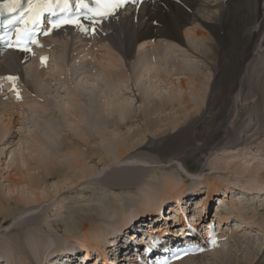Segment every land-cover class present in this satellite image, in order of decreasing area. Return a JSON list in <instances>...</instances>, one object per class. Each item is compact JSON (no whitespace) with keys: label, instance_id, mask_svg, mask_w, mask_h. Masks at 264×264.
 Wrapping results in <instances>:
<instances>
[{"label":"bare ground","instance_id":"6f19581e","mask_svg":"<svg viewBox=\"0 0 264 264\" xmlns=\"http://www.w3.org/2000/svg\"><path fill=\"white\" fill-rule=\"evenodd\" d=\"M259 1L262 0H137V3L135 4L132 3L125 10L119 11L116 17L106 20L100 25H98L96 27V31L92 34H90L89 32L80 33L79 32L80 30H78L77 28H73L72 30L68 28H60L58 30L53 31L50 36L43 38L41 44L44 45V47L42 46L34 47L33 52L37 54V59H36L37 65L35 67L33 66L32 63H30L29 65L25 64L29 57L26 54H19L16 52L15 53L6 52L4 53V55H1L0 60L1 59L2 60L0 62V77H1L0 83L1 85L3 83L4 86L1 91L0 98L6 96L7 94L10 95L12 97V104L5 103L6 101L2 102V104H9V105H2L0 103V105H2V107L0 106V116L2 115L4 118L2 121H0V147L1 146L5 147L7 145L6 143H8V145L14 144V139L16 136L14 134L13 129L16 128V124H17V121L14 120V116L19 115V112H17L18 110H14V109L16 107L20 108L18 104L15 105L16 103L15 99L17 94L15 93V91H13L10 88L12 86L11 83H9L8 81L2 78L7 76L19 77V79L22 80V83H25L26 89L29 88L27 90H30L31 89L30 80H32V78H36L38 74L40 75V77L43 76L44 74H42V70L46 68L45 66L43 67L42 65H40L38 57L46 53H49L50 55L54 43H59V41L60 43L61 41L63 42L60 36L58 37V39L53 38L61 33L65 34L63 35L64 37L68 36L70 40L75 39V35L77 34L79 38H81V41H83L82 44V46L84 47V51H82L83 54L84 53L87 54L88 52L93 51L102 43H105L107 46L110 47V51H113L109 53L110 57L108 58L110 59L112 58V59L107 60V64H106L107 68L103 73L104 75L102 74L103 76L99 77L101 78V80H99L98 77H97L98 79L93 77L90 80L91 84L85 85V83H83L84 85H81V87L83 88V89L80 88L82 93H80V91L79 92L76 91L78 88L74 89V91L72 92L73 95H78V96H82L83 94L82 97L87 100L86 101L84 99V101H86V107H84L85 112L92 111L91 107L94 108L95 101H98L99 98L100 101L102 100L100 95H102L103 97L102 100L103 107L105 106L113 107V105L115 107L116 105L117 106L116 109L117 108L119 109V110L117 109L119 113L124 112V109L121 110V108L126 106V99H123L118 96L119 95L117 94L118 87L116 85H118V83L120 82L119 80L122 77H125V79L127 77L124 74V71H122V69L120 68L121 66L117 64L115 65L117 60L114 61L115 63L113 62L114 58L118 59V55L122 57L125 65L128 64L132 58H134L135 61L134 64L136 65V67L138 68L141 66V71L143 70L144 72V73L140 72L138 74V76H141L143 79H146L152 73L151 76L152 78L157 80L156 83L157 82L161 83L160 81L161 79H163V74L164 76L165 74H167L166 71L164 70H169V68L171 69L172 67L171 71H173V68L175 67L177 70L174 71L180 74H183V72L186 71L185 76H183V78L184 79L186 78L187 82L186 80L184 81V79H182L179 81L180 83H178L180 84L181 88L185 87L184 85L185 83L186 84L190 83L193 87L190 90L191 92L190 96L189 93L185 94L187 97L186 98L183 97V99L179 101L177 105L176 104L174 105L173 103L160 104L159 101L150 100L153 103L151 109H149L147 112H143V113L140 112V114L138 113L139 116L137 115L138 121L142 124L141 129L139 127V130L133 129V131H127L123 133V135L118 136V140L115 142L111 140L110 143L107 144L106 148H104V152H105L104 154L101 153V151L94 149V147L89 148L88 149L89 152L85 153L84 152L85 150L83 151L81 149V145L83 143H84L83 145H90V143L92 142L91 137L93 132H98L96 133L97 136L103 139L104 136L106 135L108 136L111 134L113 136L114 132L118 133L119 132L118 130L121 129L122 126L119 123L118 124L114 123L115 121L107 118L106 116H103L102 118L99 117L98 119H96L97 114L96 115L94 114L96 116L94 118L92 115H90L89 117L85 116L84 112L80 113V116L79 114L77 115L76 114L77 112L75 113V111L72 108L74 107V105H76L75 104L76 102L75 100L71 101L70 99L65 101L66 104L65 106H67L65 110L67 113H70L72 116L73 119V123H71L73 124L72 126H74L76 122L77 125L78 123L81 124L83 123L85 126L83 127L80 125L81 127H79V125L78 126L76 125L78 128L83 127L82 128L83 131H81V133L79 134L77 133L76 135L77 139L76 136L74 139H71L69 137L67 138L66 135L60 136L59 133L60 126L58 127V125L56 126V124H54V126H50L49 122H46L44 125L34 123L32 125L33 128L31 132L26 136L28 137L29 140L32 141L31 148L27 146L25 150V145H23L24 147L21 148L24 149V151H22V149L20 151L19 149L18 153H14L15 149L10 150L9 148H12V146L7 147L8 146L7 145L6 146L7 149L5 151L9 155V158L7 162H5V166H4V169L6 171L4 172L3 175L0 172V177L4 180L3 183H6V185H2L0 183V215H5V217L12 216L13 217L12 219L18 218L21 221L28 220L26 223L21 224L20 226L17 225L16 228L12 230L15 233L12 234V236L10 235L11 237L8 238V241L13 246L14 244L18 245V247L15 246L14 249L12 248V246L10 247L6 245V247L8 246L9 248L10 256L14 259L12 264H40L41 259H39V255L41 254H47V257L49 255V259L48 258L43 259V260L48 259L46 261L47 262L46 264H48L50 260L55 259L57 256H59L60 253L64 254L67 252H72V250H75V252H77L78 249H81L82 251L85 252L94 251L99 256H105L109 252L108 247H106V243L110 235L111 238H114L117 236V234L124 233V230L128 231L132 228V230L135 231V227H133V224H130L133 220H135L136 218H144V217L148 218L152 216V214H156L155 216L158 217L157 214L161 210L160 208L166 204L170 205V203L173 200L177 202L174 208L178 209V205L185 198V197L182 198L180 195L186 194L185 191H188L195 187L194 190L197 193L195 192L192 193L190 197L194 196L195 198L199 197L201 199L199 205L197 204V208H195L196 210L199 209V211L196 212V214L193 213V215H197L198 213L206 212L207 209H209V206L213 201V196H217L218 193L233 194L231 190L238 189L236 187V188H232L231 190L229 188L223 190L221 188V185L216 181V179H214L213 177L209 178L208 176L204 179L205 185L206 186L208 185L206 188L203 186V184L199 183V185L197 186L192 185L190 186V189H187V187L189 188V186L174 181L173 179H170L168 176L166 177L162 176L163 179L160 185L157 182V180H153V182L158 183L159 187L157 186V188L152 189L150 186L145 184L139 188L137 187L136 189L138 183L142 181L140 177L143 175V172L139 167L134 166L133 161L135 160V158H132V156L130 157L129 153L132 152L133 148L137 146V143L135 142L136 139H139L140 141L142 140L144 141V138L142 136H138L139 132H142L146 135L148 134L151 137L148 144H151L152 138L159 139L162 137L161 135L167 131L166 130L167 124L161 126L163 121L165 122L167 121V119L170 120L173 119L175 125L177 123L178 126L176 133L172 136L168 135L169 137L167 136L165 140L163 139L164 142H162V144H160L159 141H154L156 142L155 143L156 146L154 148L163 147L164 149H167V151L169 150L171 152L172 149H175L178 145L180 144L185 145L186 143H188L189 149L187 151L181 152L182 155L177 156L179 164L182 165L183 171L187 175L192 176L193 174L194 177L195 176L204 177V175L201 174L200 172L199 174H197L198 173L197 170L199 171L200 169L204 154L207 151L213 150L215 147L220 145V143H222V139L223 140L227 139L226 137H231L232 139L231 132L232 131L237 132L236 130H238L239 128V124H234L232 128L227 127L225 120L227 117H229V108L233 100L232 99L233 89L236 90L238 87L240 89L241 88L246 90L248 89V91L250 90L251 92V93L249 92L250 95L247 96V98L242 97L244 101H247L249 97L251 99V97L254 96H256L257 99L256 100L254 99L255 101L251 100V102L254 103V106L250 105L251 102L249 101L248 103H242V105H244L243 107H239L235 105L238 108L237 111L240 112L242 116H244L251 109V113H250V115L252 116L251 119L254 120L255 124L258 126V128H260V130L263 128L264 121L262 119V113H260L256 109L260 106L259 103H261L264 100V96H263L264 91L262 90L264 75L263 73L259 74L257 72L258 70L257 68H251L250 70L248 68L247 69L245 68L248 60L250 58L254 59L256 56V55L254 56L252 55L253 54L252 52L254 51L255 47L259 49L261 44L264 43V39L262 41L261 39H259L261 32L264 31V15L261 14ZM85 26L90 27V24H86ZM202 27L206 28L210 32V34H212V39H213L212 44L210 45L207 44V46H205L204 45L205 41L200 40L201 38L204 39L202 31L200 30V28ZM182 34H185L187 38L186 46L189 48V50L187 49V51L189 52L191 51L192 53L193 49L194 51H197V49L199 50L202 49L200 53H198V55L195 54V56L198 57L199 55H201L202 58L206 60V63H208V66L210 65L209 69L212 72L211 77L213 78V80L208 88V95L206 96L207 98L205 100L206 102L204 104V108L202 104L204 102L203 98H205L204 96L205 93L203 88L205 84L203 85L202 82L203 80L201 81L200 79V77H203V75L198 77L197 75L199 72L196 71V68L198 69V67H196L197 65H195L194 63H189L186 60L183 61V59H179L168 44L169 42H173V43L176 42L179 45H185L184 43L185 37L183 38ZM205 34L209 36V34L207 33ZM65 39L66 38H64V40ZM150 41L154 42L150 47L151 49L146 48L147 52H145V50L144 51L140 50L139 52L137 51V53L134 54L133 48H135L136 46L146 47L145 44L149 43ZM198 41L200 44H198ZM76 42L78 43V41ZM193 43H195V45H192ZM64 44L67 47L66 52L70 54L71 43H68V41H66ZM62 50L65 49L63 48ZM161 59L167 60L166 64L168 66L165 67L164 69L162 68L159 69L160 66H163V64L162 65L159 64L161 62L160 61ZM53 60L54 58L50 55L49 63L52 62ZM96 60L99 61V58H96ZM109 67L114 69L115 67H117L115 69L116 70L115 73H117L118 71L117 75L120 74L119 75L120 79L119 78L117 79L118 76L109 75L106 72ZM136 67L134 66L133 68ZM74 73L76 74V70L75 71L73 70L71 76ZM88 74L89 71L85 75ZM65 75H66V80L69 77H71L69 76L70 74L68 75V71L65 73ZM115 77H116L115 79L116 81L113 80V78ZM45 80L46 78L44 77V79L36 78L34 81L35 83L33 84V86L35 84L40 85V89L37 90V98L38 97L39 98L36 101H39V99L42 98L40 90L43 87L45 89L46 87ZM72 83H73L72 81L71 82L69 81L67 83L68 88L70 87L71 89L73 87V86L71 87ZM50 85L52 86L53 84ZM17 87L19 88L18 83H17ZM46 89H51V88L46 87ZM105 90H108V92L111 94L113 92L114 95H112L113 98L111 100H108L109 96L105 93ZM70 91H72V89ZM27 93L28 91L27 92L24 91L23 97H26L28 95ZM30 94H32V91H30ZM115 97H117V100L115 99ZM77 102L79 103V101ZM18 103L22 104L21 101H19ZM82 104L85 103L82 102ZM37 106L39 105L37 104ZM58 106L61 107V104H58ZM40 107H39V111L42 108H44V107L42 108ZM168 110L174 111L172 113V116H167L166 112ZM21 112H23V110H21ZM113 113L115 112L111 111V113L109 114H113ZM128 115L130 114L128 113ZM25 116H21L18 119H20L21 125L26 124L27 126H29L28 123L26 122V118H24ZM83 117H86V119L83 120L82 119ZM132 118H130V120ZM132 121L133 120H131L130 122L128 121L125 127L131 128L133 126ZM47 123L48 125H46ZM109 126H111V128L114 127L113 130L115 131L108 132L105 127H109ZM22 129L24 128L22 127ZM23 139L25 140V138ZM10 140L12 143L10 142ZM59 140L60 142L62 141L61 146H63V148L66 150L65 151L66 153L64 155L57 154ZM15 146L16 145L14 144L13 147ZM112 146H115L116 148L117 154L115 158L112 157L110 158L107 155L109 154V152L107 151ZM179 148H181V146ZM186 152H189L188 153L189 156L194 155V164L197 167V169L191 171L190 169L187 168L186 166L187 164H185V161L188 155H185ZM92 156L98 159V164L101 167H105L108 164L115 163V160H119L117 164L115 163L114 166H112L110 171H107L105 173V177H103L101 181H103L104 185L106 184L107 186L112 185V187L113 186L119 187L118 189L122 188L123 192L133 191L134 189H136L137 191L136 193H134V195L135 197L137 196V198L140 200L135 203L136 198H133L134 196L130 192L132 196L123 194V198H121V201L123 203H120V205L127 206L130 204L132 205L131 207H135V205H137L140 202V205L143 208V212H137L133 217L134 219L133 218L127 219L126 222L124 223L125 225L123 224L122 219L120 223L114 224V222L111 221L110 217H108L107 214H104L106 207H104L101 210V207L111 202L110 199L108 200L107 195L103 196V198L106 199L104 203L100 202L101 199L100 197L98 201L99 204L96 205L92 204V205H85L86 207H80V206L74 207L73 205L71 206L70 204H68L70 205L69 207L68 206L67 207L63 206L61 208L59 207L60 208L59 211L61 213H59L58 217L55 218L52 225L56 226L55 229H57V231L58 229L63 230L67 228L66 225H69L70 229L72 228L70 233L73 232L76 234L74 240L77 241V244L76 246L70 248L66 247L63 250L56 252L55 254V252L53 251H56L57 248L53 249V247L51 246V241L48 237L50 232L49 230L52 229L51 227L52 225L50 226L49 224V226L47 225L48 227L46 226L42 230L39 229L34 230L28 227L29 225L34 223L33 222L34 218L38 220L39 218L35 214L34 215L31 214L28 216L27 209H23L20 211L21 207L18 203L22 201L24 202L25 206L29 205V207H33V209L36 208L35 206L39 207V205L43 203V199H45L46 197L42 192H39L40 191L39 188L47 184L48 181L58 178L59 182L57 180V182L55 183L53 182L54 185L51 186L54 193H58L61 189L60 180L62 176L64 177L65 174H68L69 172L72 174L71 181H69L71 182L70 183L71 185L72 182H76L83 177L91 176L94 173V172L92 173V171H94L92 169L95 167H93L94 165L88 166L87 163L89 161L87 163L86 161L90 160ZM61 158H64L62 159L64 160L63 162H67L65 163L66 166L60 165L63 163ZM177 158L173 160H177ZM128 163L131 164L127 165ZM259 170L261 169L250 167L248 173L255 172L258 174ZM233 171L234 173L230 172L231 175L235 177L234 175L235 173H237V177H239L238 176L239 173L237 172V170L233 169ZM247 176L250 177L252 175L249 176L248 174ZM230 178L232 179L231 176ZM257 178L256 180L263 181L262 179H264V174H260ZM252 179H255V177H253ZM111 180L115 182H111ZM3 186L5 187V189L3 188ZM159 188L160 190L158 191L157 189ZM203 188H205V190H203ZM199 192L201 193V195H199ZM247 196L243 195L244 198H241L242 204L243 202H246L245 200H247L248 198ZM225 197L226 198L224 199H220L218 203L219 206L221 207L222 205H224L225 207H227L229 205V207L233 212L232 215H234L235 217L238 216L239 219L241 218L240 220L237 219L236 221L244 222L245 224L242 227L249 226L251 228V232L249 234L254 233L255 226L252 225L253 223L252 224L250 223L249 221L250 219H245L246 215L243 216L241 214H238V212L239 213L245 211L247 213L253 212L254 208L256 209V207L254 206L252 207L250 205L251 207L247 208L245 206L248 210L247 211L246 209L243 208V206H240L241 203L235 204L237 200L236 198L238 197L234 198V200L232 201H228V196ZM13 201L15 203L14 208L16 209V212L19 211L20 213H15L14 210L13 211L10 210ZM259 204L261 203L260 202L258 203L259 207L263 206V204H261V206ZM110 206H111V210L113 211L115 206L113 205ZM30 210L32 209H29L28 211ZM174 210L170 211L169 213L170 217L169 215L167 217L163 216L164 219L170 220L171 218L176 217V223H178V225L180 226H185V222H183L182 219L183 215L181 214V212L178 210H177L178 212H174ZM216 212L217 215L215 216H217L216 218L218 219L219 222L223 221L224 224L228 223V221L230 220L229 214L223 215V209L218 210ZM27 216L28 219H25V217ZM103 216L108 219V221L104 222L105 225L109 227L107 229L97 228L94 224ZM197 217L202 218V216H197ZM209 220L211 219H208L207 221L208 224H210ZM109 221L111 222L107 223ZM2 225L3 224L0 223V226ZM153 227L154 226L150 225L149 228L151 229L149 230L150 234H152V229L156 230ZM162 227L163 225L160 226L161 234L164 233H167L168 235L174 234V230L172 229L171 226L168 225L167 228H163V229ZM238 232L240 231H233V234H237ZM130 234L131 233H127L126 235H130ZM221 235L224 236V234ZM231 237L233 238V235L229 236V238ZM131 238L133 239L134 237ZM245 240L248 242L245 247H242L240 246L239 243H237L236 246L233 248L223 247L218 249L219 251L217 252L215 251L209 253V255H197L196 257H194V259L181 260L177 264H184L185 262L187 263L192 260H194L193 264L196 263L201 264V262L212 256L215 261V262L213 261V264H223V263L234 264L240 262L241 264H264V244L263 246H260L253 236L252 237L246 236ZM49 244L52 248H49L50 247L48 246ZM221 246H223V244ZM218 252L220 253L214 255V253H218ZM231 252H232V256L230 260ZM31 256L34 259H32ZM91 257L92 256L88 254V256L85 259L86 261L89 260V264L92 262V259H90ZM116 257H117L116 254H114V257L111 259L110 262L107 261V259H104L103 262L104 264H108V263L116 264L117 263ZM119 257L122 258L121 255H119ZM16 259H22V262L15 263ZM0 261H2V264H4L5 263L4 257L0 256ZM122 261H124V257L123 259H121V262L119 264H121ZM75 262L78 263V257L76 258ZM78 264H82V262L80 261ZM85 264H87V262Z\"/></svg>","mask_w":264,"mask_h":264},{"label":"rangeland","instance_id":"374dc122","mask_svg":"<svg viewBox=\"0 0 264 264\" xmlns=\"http://www.w3.org/2000/svg\"><path fill=\"white\" fill-rule=\"evenodd\" d=\"M259 7L261 9V14L264 15V0L259 1ZM200 30L202 31L204 39H202L201 37H200L201 39L200 38H198V39L205 41L204 42L205 46H207V44H209V45L212 44L213 43L212 34H210V32L206 28L202 27V28H200ZM204 32L209 34V36H207ZM262 32L259 36V39H261V41L264 39V31H262ZM62 35H64V34H62ZM62 35L58 34V36H60V38L63 40V42L61 41V43L64 44L66 41H68V43H71L70 44V52L71 53L68 54L66 52L67 47L65 46V44L64 45L61 44L60 41H59V43H54L53 48L50 52L51 53L50 55L54 58V60L52 62L48 63L45 66L46 68L44 70H42V74H44L43 76L40 77V75L38 74V76L36 77V78H43V79L45 77L46 78L45 86L50 87L51 89H46V87H45V89H44V87L41 88L40 93H41L42 98L39 99V101H36L39 98V97L37 98V90L40 89V85H38V84H35L33 86L36 78H32V80H30V84H31L30 90H27L29 88L26 89V87H25L26 85H25V83H22V80L19 79L17 81L18 86H19V88L18 87L17 88L19 90L20 98L16 99L15 105L18 104V106H20V108L16 107L14 109V110H18L17 112H19L18 116H14V120L17 121L16 128L13 129L14 134L16 136L14 139V144L16 146L13 147L14 144L8 145V143H6L8 145V146L6 145L7 147L12 146V148H9L10 150L15 149L14 153H18L19 149L21 151V149L24 147L23 145H25V150H26L27 146H29L31 148V145H32L31 142L32 141L29 140L28 137H26V136L31 132V130L33 128L32 125L34 123L44 125L46 122H49L50 126H54V124H56V126L57 125H58V127L60 126V128H59L60 136L66 135L67 138L69 137L71 139H74L75 136L77 135V133L78 134L81 133V131H83L82 128L85 127L84 124L78 123L79 127L83 126L82 128L77 127L78 126L77 122L74 126H72L73 125V124H71V123H73L72 116L70 113H67L65 110V108H67V106H65L66 105L65 101H67L69 99L71 101L75 100L76 105H74V107H72V108L75 111V113L77 112L76 113L77 115L79 114V116H80V113L84 112L85 116H87V117H89L90 115H92L93 118L97 116L96 119H98L99 117L102 118L103 116H106L107 118L115 121L114 123H117V124L119 123L122 126V128L118 130L119 131L118 133L114 132L113 136L111 134L108 136L106 135L102 139L101 137L99 138L97 136L96 133H98V132H93L92 137L94 138V140L91 137L92 142L90 143V145H83L84 143L82 142L83 144L81 145V149L83 151L85 150L84 151L85 153L89 152L88 151L89 148L94 147V149H97V150L101 151V153L104 154L105 153L104 148H106L107 144L110 143L111 140L113 142H115L118 140V136L123 135V133H125L127 131H133V129L139 130V127L141 129L142 124L138 121L137 115L139 116L140 112L141 113L147 112L149 109H151V106L153 105V103L150 100L159 101L160 104L161 103L162 104L173 103L174 105L175 104L177 105L178 102L183 99V97L184 98L187 97L185 94L189 93V96H190V93H191L190 90L193 88L192 85L190 83L189 84L185 83L184 84L185 87L181 88L180 84H178V83H180L179 82L180 80L184 79L183 76H185L186 71H184L183 74H180V73L174 71V70H177L175 67L173 68V71H171L172 70V67H171V69L169 68V70H164V71H166L167 74H165L166 77L163 74V79H161V81H160L161 83H158V82L156 83L157 80L152 78V76H151L152 73L146 79H143L141 76H138V74L140 72L141 73H144V72H143V70L141 71V66L138 68L136 67V65L134 64V62H135L134 58H132L131 61L125 65L122 57L118 55V59L114 58L113 62L117 60L116 63L114 62L115 65L117 64V65L121 66L120 68L122 69V71H124V74L126 75L127 78L125 79V77H122L120 79V77H119L120 74L117 75L118 71H117V73H115L116 72L115 69L117 67H115V69L109 67L106 72L109 75H116V76H118L117 79L118 78L120 79L119 80L120 82L118 83L119 86L116 85L118 87L117 94H119L118 95L119 97L126 99V106L121 108V110L124 109L125 113L123 111H121L123 113H119V111H118L119 109L118 108H117L118 110L116 109V107H117L116 105H115V107H114V105H113V107L112 106L103 107L102 95H100L102 100L100 101V98H99L98 101H95L94 108L91 107L92 111H89L90 113L85 112L84 107H86V101L87 100L82 97L83 94H82V96H78V95H73L72 92L74 91V89L78 88L76 91L77 92L80 91V93H82L80 88H82L81 85H84L83 83H85V85H88V84H91L90 80L93 77L94 78L102 77L104 75L103 74L104 71L107 68V66H106L107 60L110 59V58H108V57H110L109 53L113 52V51H110V47L107 46L105 43H102L101 45H103V46L100 45L97 48H95L93 51H90L87 54L86 53L83 54V52H82V51H84V47L82 46L83 42L81 41V38L78 37V35H76L75 39H73V40H70L68 38V36L64 37ZM182 35H183V38L185 37V42H184L185 45H179L176 42H174V43L169 42L168 44L179 59H183V61L186 60L189 63H194L195 65H197L196 67H198V69L196 68V71L199 72V73L197 72L198 77L203 75V77H200V79H201V81L203 80L202 81L203 85L205 84L203 87L204 93H205V95H204L205 98H203L204 102L202 104V106L204 108V104L206 102L205 100L207 98L206 96L208 95V88H209L210 83L213 80V78L211 77L212 72L209 69L210 65L208 66V63H206V60H204V58H202L201 55H199L198 57L195 56V54L198 55V53H200V51L202 49L201 50L197 49V51H194V49H193L194 53H193V51H192V53H191V51L190 52L187 51V49L189 50V48L186 46L187 38H186L185 34H182ZM205 35H206V37H205ZM243 35H244V33H243ZM58 36H56V39H58ZM64 38H66V39L64 40ZM165 40H167V39H165ZM76 41H78V43ZM153 43H154L153 41L146 43L145 44L146 47H144L143 45H142L143 47L136 46L135 48H133L134 54H136L137 51L139 52L140 50H142V51L145 50V52H147V49L150 48ZM198 44H200L199 41H198ZM192 45H195V43H193ZM41 46L44 47V45H42V44H41ZM61 47H62V49L64 48L65 50H62ZM190 47H191V45H190ZM198 47H200V46H198ZM260 48L258 49L255 47L254 51L252 52L253 53L252 55L253 56L256 55V56L254 59L250 58L251 60L250 59L248 60L245 68L246 69L248 68L249 70L251 68H257L259 70V71L257 70V72L259 74L263 73V75H264V43L261 44ZM157 57H159V56H157ZM96 58H99V61H97ZM160 61L162 63L160 62L159 64L160 65L163 64V66H160L159 69L160 68L164 69L165 67L168 66L166 64L167 60L161 59ZM30 63H32L34 67L37 65L36 56L30 57L29 60H27V62L25 64L29 65ZM134 66L136 68H133ZM130 69H131V72H130ZM73 70L74 71L76 70V74L74 73L71 76V73L73 72ZM67 71H68V75L70 74L69 76H71V77L68 78V76H67L68 79L66 80L65 73ZM88 71H89V74L85 75L86 73H88ZM205 76H207V77H205ZM136 78H137V80H136ZM115 79H116V77L113 78L114 81H116ZM99 80H101V78H99ZM185 80H186V78L184 79V81ZM69 81L73 82L71 84V87L72 86L74 87V88L73 87L71 88L72 91H70L71 89H70V87L68 88V85H67V83ZM186 82H187V80H186ZM50 84H53V85L51 86ZM112 84H114V83H112ZM2 86H4L3 83H2ZM66 86H67V88H66ZM137 88H139V89H137ZM147 90L151 91V92H148ZM262 90L264 91V77H263V89ZM24 91H26V92L28 91V93H27L28 95L26 97H23ZM30 91H32V94H30ZM145 91H146V94H145ZM110 92H112V91H110ZM147 92L150 94H148ZM249 92H250V90L248 91V89L246 90L243 88L240 89L239 87L236 90L233 89V92H232L233 93L232 94L233 100H232V104L230 106L231 109L229 108V117H227L225 120H226V126L227 127L232 128V126H234V124H239V128H238V130H236L237 132H233V131L231 132L232 139L235 136V138L233 140L231 139V137H226L227 139H224V140L222 139V143H220V145L215 147L214 148L215 150L214 149L209 150L204 154L200 169H199V171L197 170L198 173L196 172L197 174H199V172H200L201 174L204 175V177L203 176H201V177L195 176L194 177L193 174H192V176L187 175L183 171L182 165L179 164L177 156L182 155L181 152L187 151L189 149L188 143H186L185 145L184 144L178 145L175 149H172L171 152L169 150L167 151V149H164L163 147L162 148L161 147L160 148H154L156 146L155 145L156 142H154V141H159L160 144H162V142H164V140L167 138L168 135L172 136L176 133L178 126H177V123L175 125L173 119H171V120L167 119V121H165V122L163 121L161 126L164 124H167V126H168V128L166 126L167 131L161 135L162 139L161 138H159V139L152 138L151 144H148L151 137L148 134L146 135L142 132H139L138 136H142L144 138V141L143 140L140 141L139 139H136L135 142L137 143V146L135 148H133L132 152L129 153L130 157L132 156V158H135V160L133 161L134 166L139 167L143 172V175L140 177L142 181L138 183V185L136 186V189H137V187L139 188L145 184L150 186L152 189H155V188H157L158 183L160 185V183L162 182V179H163L162 176H164V177L168 176L170 179H173L174 181H177V182L183 183L186 186H189V188L187 187V189H190V186H192V185L197 186V185H199V183L203 184V186L206 188L208 185L207 186L205 185L204 179L208 176L209 178L213 177L214 179H216V181L221 185V188L223 190L227 189V188H229L231 190L232 188L237 187L238 189L231 190V192H233V195H234V192L239 193L240 191H242L239 194H241L242 196L248 195L247 196L248 198H251V196L256 197V198H254V200L259 201L264 206V179H262L263 181H258L259 179L257 178L260 174H264V145H263L264 144V126L260 130V128H258V126L255 124L254 120L251 119L252 118V116L250 115L251 109L246 113V115L242 116L241 113L237 111L238 108L236 107V106L243 107L244 105H242V103H248V101L251 102V100L255 101L257 99L256 96H254V97H251V99L249 97V99L247 101H244L243 98H247V96L250 95ZM105 93L109 96L108 100H111L113 98V96H112V95H114L113 92L111 94L108 92V90H105ZM108 96H107V98H108ZM263 96H264V94H263ZM84 97H86V96H84ZM79 98H81V99H79ZM84 99L86 101H84ZM115 99L117 100V97H115ZM4 101H6L5 103L12 104V97H10V95H6V96L0 98L1 104ZM19 101H21L22 104L18 103ZM77 101H79V103L81 105ZM23 102H25V103H23ZM82 102L85 104H82ZM37 104L39 106H37ZM58 104H61V107L58 106ZM259 104H260V106L256 110L259 111L260 113H262V119L264 121V100ZM2 105H9V104H2ZM2 105H0V106L2 107ZM77 105H79V106H77ZM250 105L254 106V103L251 102ZM39 107L40 108L44 107V108H42L39 111ZM75 108H77V109H75ZM125 108H126V110H125ZM21 110H23V112H21ZM44 110H46V111H44ZM116 110H117V112H116ZM111 111H114L115 113L109 114V113H111ZM171 111L172 110H168L166 112L167 116H172V113L174 111H172V112ZM126 112H127V114H126ZM128 113L130 115H128ZM94 114L95 115L97 114V115L95 116ZM122 114H124V115H122ZM21 116H25L24 118H26V122L28 123L29 126H27L26 124L21 125L20 119H18ZM130 118H132L131 120H133L132 121L133 126L131 128H127V127H125V125H127L128 121L129 122L131 121ZM3 119L4 118L1 115L0 121H2ZM82 119L84 120V119H86V117H83ZM51 123H53V124H51ZM46 125H48V123ZM22 127L24 129H22ZM67 127H68V129H67ZM105 128L107 129L108 132L115 131V130H113L114 127L111 128V126L105 127ZM65 130H67V131H65ZM115 133H116V135H115ZM252 133H253V135H252ZM234 134H236V135H234ZM58 137H59V135H58ZM23 138H25V140ZM56 138H57V136H56ZM21 139H23V140H21ZM76 139H77V136H76ZM11 140H10V142H11ZM59 142H60V140H59ZM59 142H58V150H57L58 153L57 154L64 155L66 153L65 152L66 150L63 148V146H61L62 141L60 143ZM147 144H148V146H147ZM182 145H183V147H182ZM180 146H181V148H179ZM5 147H3V146L0 147V172L2 173V175L6 171L4 169V166H5V162H7L8 158H9V155L5 151L7 149V147L6 148ZM112 147H110L109 150L107 151V152H109V154H107V155L110 158L111 157L115 158L116 154H117L116 148H115V146H112ZM22 151H24V149H22ZM188 153L189 152H186L185 155H188ZM261 157H262V159H261ZM176 158H177V160H173ZM62 159H64V158H61V160ZM91 159L86 161V163L89 161L87 163L88 166L94 165L93 167H95L92 169V170H94V171H92V173L93 172L94 173L91 176L83 177L76 182H72V185H71L70 184L71 182H69V181H71L72 174L69 172L68 174H65L64 177L62 176V178L60 180L61 189L58 193H54V191L51 187L52 185H54L53 182L54 183L57 182L58 178L48 181L47 184H45L41 188H39V190H40L39 192H42L46 196L45 199H43V203H41V205H39V207L35 206L36 208L33 209V207H29V205L25 206L24 202H22V201H20L18 203L21 207L20 211L23 209H27L28 216L31 214H33V215L35 214L39 218V220L34 218V221H33L34 223L29 225L28 227H30L34 230L35 229L42 230L47 225L49 226V224H50V226H51L53 224V221L55 220V218H57L59 213H61L59 211V209L61 207H63V206L69 207L70 205L71 206L73 205L74 207H77V206L86 207L85 205H92V204L96 205V204H99L98 201H99L100 197H101L100 202L104 203L106 199L103 198V196H106V195L108 196V200L110 199L111 202L107 203L105 206L101 207V210L104 207H106L105 211L103 210L104 214H107L108 217H110L111 221L114 222V224L120 223L121 219H122L123 224H124L127 219L133 218L137 212H143V208L140 205V202L137 205H135V207H131L132 205H130V204L127 206H121L120 205V203H123L121 201V198H123V194L124 195H130V196L133 195L134 196L133 198H136L135 203L138 202L140 199H138L137 196L135 197V195H134V193H136V191H137L136 189H134L133 191L123 192L122 188L118 189L119 187H114V186L112 187V185L107 186L106 184L104 185L103 181H101V179L103 177H105V173L107 171H110L112 166H114L115 163L117 164L119 162V160H115V163L108 164L105 167H101L98 164L97 158L92 156ZM63 161L64 160H62V162ZM65 163H67V162H63L60 165L66 166ZM130 164L131 163H128L127 165H130ZM185 164H187L186 165L187 168L190 169L191 171L197 169V167L194 164V155L193 156L188 155V157L186 158ZM250 167L259 168L261 170H259L258 174L255 172L248 173ZM233 169L237 170V172L239 173L238 174L239 177H237V173H235V175H234L236 178L231 175L230 172L234 173ZM8 170H10V169H8ZM248 174H249V176L252 175L253 177H255V179H252L253 178L252 176L248 177L247 176ZM230 176L232 177V179L230 178ZM256 178L258 180H256ZM153 180H157L158 183L153 182ZM3 181L4 180L0 177V183L2 185H6V183H3ZM58 182H59V180H58ZM111 182H115V181L111 180ZM3 188L5 189L4 186H3ZM160 188L157 190L159 191ZM205 188H203V190H205ZM194 189H195V187L188 190V191H185L186 194H183L180 196L182 198H184L185 196H188L191 193H194L195 192ZM130 192L132 193V195ZM227 192H228V190H227ZM245 192H247V193H245ZM199 195H201L200 192H199ZM23 196H25V195H23ZM51 197H52V199H51ZM200 201H201V199L199 197H196L194 204L199 205ZM164 203H166V202H164ZM171 203L177 204V202L175 200H173ZM236 203H238V204L241 203V200H239V197H238V200H236L235 204ZM68 204H70V205H68ZM261 204H259V205L261 206ZM110 205L115 206L113 211L111 210ZM250 205L252 207L253 206L256 207V209L254 208L253 212L247 213L245 211L242 213L238 212V214H241L243 216L246 215L245 219H250L249 220L250 223L251 224L253 223L252 225L255 226V228H254L255 232L249 234V232H247L245 230H241L237 234H233V231H235V230H233V225H231V224L229 225L228 223L224 224L223 221H220V222H222V223H220L218 221V219L215 220L216 225L219 223H220V225H222V234L224 233V238H225V239H223V243H222L223 246H219V248L215 249L216 252L219 251L218 249L223 248V247L224 248H228V247L233 248L236 246L237 243H239L240 246L245 247L248 243L245 240L246 236H251V237L253 236L255 238V240L257 241V243L260 246H263V244H264V207L263 206L259 207L258 204H256V205H254L253 203L250 204L249 201L243 202V204L241 203L240 206H243V208L247 210L248 207H251ZM113 206H112V208H113ZM14 207H15V203L13 201L11 204L10 210L11 211L14 210L15 213H20L19 211L16 212V209ZM227 207H228V209H227ZM227 207H225L226 210H225V213H223V215L226 214V212H228V211H232L231 208L229 207V205ZM192 208H193V206H192ZM29 209H32V210L28 211ZM28 216L25 217V219H28ZM113 217H115L116 219ZM151 217H154V215H152ZM12 218H13L12 216L5 217V215H0V223L3 224L2 226H0V256L4 257V261H5L4 264H8V263L10 264V262L12 264V262L14 261V259L9 254L10 251H9L8 246H10V247L12 246L13 249L15 248V246L18 247V245L14 244V246H13L8 241V238L11 237L12 234L15 233L12 230L14 228H16L17 225L20 226L21 224H24L28 221V220H22L21 221L18 218H15V219H12ZM237 219L240 220L241 218L239 219V217L237 216L231 220L234 223H236ZM106 221H108V219L103 216L98 221H96L94 224L97 228L107 229L109 227H107V225H105L104 222H106ZM111 221H109L107 223H110ZM51 227H52V229L49 230L50 232H49L48 237L51 241V246L53 247V249L57 248L56 251H53V252H55V254H56V252L61 251L66 247L70 248V247L76 246L77 241L74 240L76 234L73 232L70 233L72 228L70 229L69 225H66L67 228H65V229H67V230L58 229V231H57V229H55L56 228L55 225L54 226L52 225ZM229 234L233 235V238L232 237L229 238V236H230ZM6 245H8V246L6 247ZM48 246H50V244ZM51 246L49 248H52ZM57 246L61 249H59ZM49 251H50V249H49ZM94 253L96 254V252H94ZM219 253L220 252L214 253V255H217ZM221 253H222V251H221ZM231 256H232V252L230 254V260H231ZM46 258L49 259V255H48V257H47V254L39 255V259H41L40 264H46L47 263L46 261L48 259L43 260ZM79 258H80V256H79ZM32 259H34V258L32 257ZM97 260L102 261L103 257L98 255ZM193 261L194 260L189 261L187 263L185 262L184 264H193ZM213 261H214V259L212 256V257L207 258L203 262H201V264H213ZM21 262H22V259H16L15 263H21ZM48 263L52 264L51 262H48ZM196 264H198V263H196ZM223 264H225V263H223ZM234 264H241V262L240 263H234Z\"/></svg>","mask_w":264,"mask_h":264},{"label":"snow or ice","instance_id":"6c2138e0","mask_svg":"<svg viewBox=\"0 0 264 264\" xmlns=\"http://www.w3.org/2000/svg\"><path fill=\"white\" fill-rule=\"evenodd\" d=\"M129 2L135 4L137 0H28L27 7L18 18L24 27L15 29L14 39L13 33L6 32L5 35L0 36V41L6 42L8 47H15L20 51L33 54L29 45L35 44L37 47L41 45L33 31L28 28V25H37L44 13H50L52 16L49 21V28L43 32L44 35H49L53 30L60 29L66 25H71L85 33L90 31L94 33L99 24L116 17L119 11L124 9ZM21 3L22 0H3V3L0 4V9L15 11L21 6ZM25 14H28V19L23 18ZM84 20L91 22V28L84 25L82 22ZM10 23H15V21H10ZM45 60L46 58L42 57L41 63L44 64ZM3 79L11 83L13 91L17 90L19 77L7 76ZM16 94L17 98H20L18 91H16ZM211 243H216L214 238ZM189 251H204V249L180 250L173 253V259L187 255Z\"/></svg>","mask_w":264,"mask_h":264}]
</instances>
